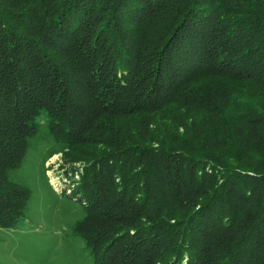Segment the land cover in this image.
Listing matches in <instances>:
<instances>
[{
  "label": "trees",
  "instance_id": "obj_1",
  "mask_svg": "<svg viewBox=\"0 0 264 264\" xmlns=\"http://www.w3.org/2000/svg\"><path fill=\"white\" fill-rule=\"evenodd\" d=\"M45 120L94 264H264V0H0L1 227Z\"/></svg>",
  "mask_w": 264,
  "mask_h": 264
},
{
  "label": "rangeland",
  "instance_id": "obj_2",
  "mask_svg": "<svg viewBox=\"0 0 264 264\" xmlns=\"http://www.w3.org/2000/svg\"><path fill=\"white\" fill-rule=\"evenodd\" d=\"M42 124L21 167L11 173L30 195L25 217L11 228L0 226V264H94L92 248L75 233L87 207L80 195L70 196L79 178L63 161L47 120Z\"/></svg>",
  "mask_w": 264,
  "mask_h": 264
}]
</instances>
